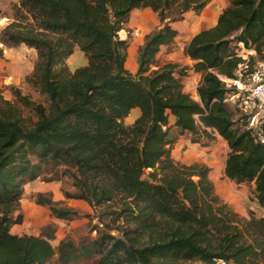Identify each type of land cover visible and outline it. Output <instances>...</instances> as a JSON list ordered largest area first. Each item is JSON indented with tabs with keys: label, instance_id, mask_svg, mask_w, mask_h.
Listing matches in <instances>:
<instances>
[{
	"label": "trees",
	"instance_id": "trees-1",
	"mask_svg": "<svg viewBox=\"0 0 264 264\" xmlns=\"http://www.w3.org/2000/svg\"><path fill=\"white\" fill-rule=\"evenodd\" d=\"M206 4L18 0L0 43L36 50L26 81L45 102L12 88L25 115L0 93V264H46L56 254L62 264L92 255L97 256L93 264H264V218L241 216L223 202L208 166L181 163L171 155L177 139L169 135L171 129L189 133L192 142L219 135L229 148L225 176L235 184L253 183L264 209V125L249 126L250 112L237 115L226 101L235 88L220 78L236 79L240 64L250 73L256 61L264 60V0H229L217 24L185 45L193 70L202 74L199 100L183 89L188 67L157 60L160 49L177 36L171 23ZM135 8L152 10L159 26L138 47L133 74L124 65L127 42L118 33ZM239 45L255 55L246 60L236 55ZM75 48L86 64L72 71L66 59ZM135 108L139 115L126 125L123 120ZM60 166L72 186L64 197L105 206L116 224L80 249L69 241L54 247L44 236L10 232L23 221L25 183L43 168ZM35 202L58 219L76 213L43 193Z\"/></svg>",
	"mask_w": 264,
	"mask_h": 264
},
{
	"label": "rangeland",
	"instance_id": "rangeland-1",
	"mask_svg": "<svg viewBox=\"0 0 264 264\" xmlns=\"http://www.w3.org/2000/svg\"><path fill=\"white\" fill-rule=\"evenodd\" d=\"M18 0H0V31L8 24L14 21L16 14V5ZM140 14H131L128 22L119 31V37L125 39L127 42L126 48V60L125 67L130 69L131 64H135L137 59V49L142 44L145 35L152 30L158 28V18L150 12V10L140 9ZM22 24L26 21H20ZM239 52V49H237ZM76 50L71 56L66 59V64L70 70H74L86 63L83 53ZM165 52L162 50L160 55H157V60L160 64L165 62ZM243 55H246V53ZM249 56L247 55V58ZM37 60L36 50L30 48L25 44H21L17 48L7 49L2 48V55L0 56V93L5 99L17 102L24 110L25 115L28 111L16 97L12 88L19 89L22 95L35 102H45V98L38 91H36L26 79L32 73L34 64ZM258 60V59H256ZM137 63V62H136ZM259 63H264V60H258L253 65L255 67ZM180 67L191 66L178 64ZM193 65V64H192ZM240 80L243 85V90L240 93L230 92L227 96V103L235 109L237 115L240 113H249L255 111L257 108L252 107L246 102V96L248 95L247 89L249 87L250 77L249 72L244 69L241 71ZM185 76H188L186 74ZM232 87V86H231ZM231 91V90H230ZM236 91V90H233ZM134 112H130L129 115L123 120L126 125H130L134 120ZM171 121L172 118H171ZM264 125V120L260 122ZM259 124V125H260ZM170 136H177L176 141L172 145L175 148L177 140L180 139V135H177L175 129H171ZM190 137H192L190 135ZM207 140L206 142H210ZM187 148L179 146L172 155V157L179 161H182V157L186 154ZM220 153L222 151L220 150ZM222 156L220 160H222ZM219 160V158L217 159ZM216 160V165L212 168L209 178L213 182L214 189L219 198L227 203L234 211L241 216L248 217L250 213L264 218V209L258 208L255 199L254 189L251 188V184H245L244 192L237 193L238 189H231L229 179L225 176L224 170L220 166V162ZM187 162V161H186ZM184 163V162H183ZM194 163V162H191ZM207 166V161H202ZM186 164V163H185ZM190 164V163H188ZM64 167H47L43 168L40 175L31 181H27L24 185L23 195L20 201V213L23 215V221L21 224H17L11 227L10 232L13 234L21 235H40L49 239L50 243L57 247L61 240L69 241L75 248L80 249L82 246H89L90 243L100 234L109 232V227H115L113 217L107 214V208L105 206L92 207L88 203L82 200L66 199L64 197L65 190H72L71 181L67 175L63 172ZM219 172V173H218ZM233 184V183H232ZM237 186L239 184H233ZM43 193L50 197L52 200L59 202L60 206L71 207L75 210V215L69 219H58L51 215L46 205H40L35 202L38 194ZM231 193H235L232 197ZM239 195V197H234ZM234 197V204H230L228 200L230 197ZM118 223V222H117ZM112 235L117 236L118 233L115 229L110 232ZM96 255L82 256L77 261L70 262L68 264H93L96 259ZM46 264H62L58 261L57 254L47 262ZM187 264H202L200 262H190Z\"/></svg>",
	"mask_w": 264,
	"mask_h": 264
},
{
	"label": "crops",
	"instance_id": "crops-1",
	"mask_svg": "<svg viewBox=\"0 0 264 264\" xmlns=\"http://www.w3.org/2000/svg\"><path fill=\"white\" fill-rule=\"evenodd\" d=\"M228 4H229V0H207V4L199 13H196L193 10H189L185 12L181 20H177L171 23V26L177 30V36L175 40L171 44L163 46L157 55L159 56L163 50L165 52L164 54L165 62H173L177 64L181 63L182 65H187V66L192 67V64L194 63V61H192L189 57H187L184 54L185 45L198 32L214 27L217 24L219 14L223 11V9H225L228 6ZM140 9L142 8L133 9L130 12V15L133 13L140 14L141 13V11H139ZM144 9L148 11L150 10L149 8H144ZM150 12H152L155 18L157 17L156 14L152 10H150ZM7 49H13V48H7ZM76 50H79V49L75 48L74 52ZM78 52H81V51L79 50ZM239 52L242 55V57H244L243 59H246L247 55L248 56L255 55L254 50L245 49L242 45H239ZM243 53L244 54L246 53V55H243ZM134 63H135L134 65L131 64L130 69L126 67V69H128L129 72L133 74L136 72V69H137V63L136 62ZM187 74L188 76L181 77L183 89L194 100H199V96L197 93V86L201 80L202 74L200 72H195L193 68L187 69ZM236 74H237V71H236ZM225 79H228V78H225ZM226 101H227V98H226ZM132 112H134L133 113L134 119L140 113L138 108L133 109ZM206 141L207 140H202L201 142H192L190 134L187 132H184L183 134L180 135V139L177 140V144L175 148H171L172 155H173V152L179 146H182V147L184 146L187 148V150L185 151L186 154H184V156L182 157V161L184 163L188 164L191 162L207 161L208 162L207 166L210 169V173H212L213 171L212 168L216 165L215 162L219 158V160L217 161L220 162V166L222 167V170H224L225 159L229 152V148L227 146L226 141L217 134H215V138L212 139L210 142H206ZM220 150L222 151V153H220ZM222 154H223L222 160H220V157ZM229 182H232L233 184H235L230 179H229ZM232 183H230L231 189L235 190V189H238L239 187V190H237V193L244 192V186H245L244 183L239 184L237 186H234ZM250 184H251V188L254 189V184L253 183H250ZM233 195H235V193L230 194L231 197ZM231 197H230V200H228V202L230 204H234L233 203L234 197H239V195L234 196L233 198ZM256 204L258 208L262 209L258 205L257 202Z\"/></svg>",
	"mask_w": 264,
	"mask_h": 264
},
{
	"label": "built area",
	"instance_id": "built-area-1",
	"mask_svg": "<svg viewBox=\"0 0 264 264\" xmlns=\"http://www.w3.org/2000/svg\"><path fill=\"white\" fill-rule=\"evenodd\" d=\"M4 48L0 43V49ZM236 55L241 56L240 52L236 50ZM244 58V57H243ZM247 59V58H246ZM245 59V60H246ZM246 69V64H240L237 70V78L236 79H225L220 76L222 81L226 84V87H234L236 93H240L243 90V85L240 80V76L242 74V70ZM250 82L249 87L245 89L248 91V95L246 96V102L249 101L252 107L257 108L255 111H250L249 117V126L257 128L264 120V63H259L255 69L249 73ZM248 100V101H247ZM221 264H225L222 260H219Z\"/></svg>",
	"mask_w": 264,
	"mask_h": 264
}]
</instances>
